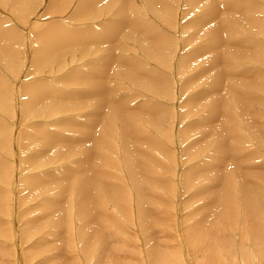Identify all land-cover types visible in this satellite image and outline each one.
<instances>
[{
	"label": "rangeland",
	"instance_id": "374dc122",
	"mask_svg": "<svg viewBox=\"0 0 264 264\" xmlns=\"http://www.w3.org/2000/svg\"><path fill=\"white\" fill-rule=\"evenodd\" d=\"M129 1L131 3H128ZM86 2L85 0H0V34L4 36L5 44L8 43L4 46L0 42V96L5 92L2 95L4 106H0V122L7 128L5 133L0 134V141L10 143L8 152L0 151L2 159H0V174L2 175H0V264H71L70 261L74 256L77 257V260L80 259L81 254L80 256L78 253L73 255L70 252L71 249H77V245L79 247L84 245L82 242L85 239L79 241L80 236L77 233L79 219L73 212L75 203L64 201L62 210L57 209L51 213H47L48 210L43 203L47 197L55 194L54 190L59 189V187L53 186L67 184L79 173L77 164L87 151L95 150V160L101 156L97 154V149L104 153L102 159L100 158L98 161V164L102 163L99 168L102 166L104 168L102 167L100 169L102 171L99 172L98 181H100L92 185L89 192L91 194V191H94L91 196H94L97 191L101 192V197H104L103 204L106 207L103 208L105 215L109 212L112 213L116 226L113 225L109 215L107 218L110 222L106 225H112L117 229H113V231L111 229L112 232L108 233L109 227L104 232V227L97 222H93L92 226L100 229V236L102 233L106 235L108 239L105 240L110 242L112 251L115 250L116 258L121 261L125 260L124 264H200L204 258L203 255L192 254L196 250L192 244L186 243L184 235L188 226L196 221V218L190 220V215L197 204L192 203L190 207L189 203L193 202L192 195L199 187L196 189L186 188L182 184L184 174L190 171L193 165H202L203 167L206 163V169L198 175L211 176L218 172L222 183L218 189H221L224 187L226 177L229 179L231 172L237 170L235 168L237 160L246 159L240 155L244 145L247 148L250 146L247 149V151L253 152L250 157H254L256 154H259V157L252 163L254 168L251 167V164L247 168L241 163L242 166H238L246 172L243 173L238 169V173L233 171L231 176L238 174L237 177H239L240 174H243L247 179L250 173L253 180L259 181L257 174L260 176L264 173V167H262L264 136L260 140L257 136V130L261 132L260 126L264 129V124H261L264 123V0H195L194 7H190L191 0H95L90 5L89 12L87 10V13L79 19L76 14L78 10L82 9V6L85 8L86 4L88 5ZM122 8H124V14L119 13ZM126 16L134 17V24L139 21L141 35L137 33L138 29L135 27L134 29L132 27L118 28L108 42L91 41L93 42L91 43L89 41L85 44H73L60 49L61 51L56 52L52 59L47 60V62L52 61L50 66L45 62L39 66L40 63L37 64V61L36 64H33L34 51L36 47L39 48L38 45H42L35 36L38 33H44L46 28L58 24L70 29L73 33L82 32V35L86 37L89 34L90 36L91 34L103 35L109 25L114 22H129ZM252 20L254 21L252 22ZM223 24L227 25L230 30L227 27L226 31L222 29L221 40L210 46L209 38L213 33L212 30L221 28ZM149 25L152 27V29L150 27V31ZM145 30H148L147 33ZM224 33H227L225 39L223 38ZM155 34H158L159 37L157 38ZM239 39L242 40L239 41ZM247 40L248 42H246ZM157 43L160 44L156 45ZM161 53L163 54L162 58L160 57ZM228 55L231 58L230 64L226 62ZM228 65L230 69H227ZM182 68L184 72H182ZM215 77L221 79L222 86L217 87V91L215 88V91L214 89L209 90L207 85ZM43 84H48L49 86H45L51 91L54 90V98L57 96L60 98L57 97L58 99L56 98L55 101H53V97L45 99V102L42 103L45 106L39 105L40 110L31 113L34 115L27 117L29 115L26 114L25 116L23 99L30 97V94H23L24 87L33 85V87L35 85L40 87L38 85ZM143 85L152 88L153 91L147 90L142 87ZM45 86L44 88H46ZM110 90L112 91L109 97L107 93L103 96L100 95ZM215 104L218 107L215 112L216 116L212 109ZM52 105L54 106L52 107ZM120 105L124 109H120ZM114 109L119 110L116 112L117 116L119 112L120 117H129L128 121H132L138 131L141 130V133L144 131L142 133L145 135L142 136L144 142L139 134L138 139L141 140V143L138 142L137 147L141 148L142 146V150L145 148L146 151H144L147 154L143 153V157L141 156L139 159L145 158L143 161L155 168L152 169L154 173L152 177L148 174V167L144 168L140 164L139 166L135 164L136 159L125 162V151L124 148H121L122 130L118 122L112 119L111 123L110 121L103 123L107 113L109 115L114 112ZM218 112H221V115ZM204 115L209 116L211 124L199 125L197 129L202 128L201 130H205V134L202 133L197 137V140L192 139L191 136L190 139L188 138L189 140H185L183 135L190 128H193L192 135L199 132L195 127L202 121ZM254 115H257V118ZM153 123H157L158 131ZM106 125L109 127L107 130L104 127ZM217 126L221 130L222 126L225 130L227 128L236 129L240 140L235 139L237 144L233 143V138L228 140L229 144L232 143L234 151H228L223 158V166L215 169L211 167L212 165L210 166V163H214L216 160L212 158L213 155H210L209 151L213 145L212 139H215L212 137L215 130L212 127ZM32 132L39 135L37 138L39 142L36 141L37 143L33 144L28 142L27 135ZM253 133L256 134V137H253ZM99 134L105 137L109 145L103 148L100 145H95ZM263 134L264 130L261 132V135ZM244 140L248 143L246 144ZM252 140L253 142L255 140V145ZM55 142L59 144L55 145ZM205 150H208V153ZM194 152L198 154L196 155ZM137 153H139V149ZM204 155H207L209 159H204ZM228 156L230 159L226 163ZM11 157L13 158L11 159ZM103 158L105 159L103 160ZM229 161L232 163L230 162V164ZM200 162L201 164H199ZM137 166L139 169L144 168V173L147 176L144 173L140 174L135 168ZM129 169L137 170L140 177L134 176L135 173L129 174ZM239 171L242 173L239 174ZM124 174H126L125 178ZM141 179L143 180L142 185L139 183ZM114 180L129 192L127 198L130 197L132 202L126 204L129 207H126V214L116 209L113 210L115 205L108 194L113 191L109 184L113 182L115 185ZM83 182H87V178ZM203 182L205 183V179ZM243 182L248 184L246 180ZM135 185L140 190L150 187L149 191L154 193L152 195L154 197H151L152 200L149 199L145 203L147 204L145 205L146 209L148 208L147 210L154 218L152 223L150 222L152 227L149 226L151 231L149 228L146 231L142 230V226L140 227L138 223V209H135L133 205V202L137 200ZM258 185H260L259 182ZM261 185L262 191L258 187H255L256 191H254V193L257 192L258 198H261L258 203L262 210L256 218L260 229L252 236V238L257 237L256 247L260 249H257L259 251L256 252L259 255L264 253V181ZM218 189L216 190L218 191ZM214 191L215 187L210 192L202 193L201 188L197 190L198 198L204 197L203 194L208 197L206 203L203 201L198 203L201 206L197 211L202 214V211L206 210L202 215L207 213L205 224L201 227L207 241L203 253L205 255L214 246L220 263L227 264V261H231L233 264L234 262L239 264V260L246 263L244 256L249 254L246 251L248 250L247 244L238 241L237 229H235L236 232L235 230L233 232L225 230L217 232V234L214 233L216 230H220V227L211 212L213 214L221 197L227 194L228 190H219L216 192L217 194L220 192L224 194L217 197L214 196L217 195ZM71 196L75 197V194H71ZM106 199L109 200V203L106 202ZM156 201L159 205L152 207L150 204L156 203ZM53 203L49 201V204ZM59 204L58 202L57 205ZM65 208L68 209L65 210ZM63 211L68 213V216L65 215L68 226H65V221H63L57 228L55 222H58L59 218L63 216ZM119 217H122L123 221ZM104 218L106 217L104 216ZM81 220L82 218L80 223ZM211 221L213 225L210 226ZM65 228L69 229V233L65 232ZM92 229L85 228L87 235L92 232ZM143 232L150 233L148 234L150 237L154 233L157 236H153L154 238L151 237L149 240V236L147 237ZM26 233L29 234L26 235ZM63 236L69 238L67 248L61 242ZM260 239L262 243H260ZM254 240H251L252 245L255 244H253ZM149 242L152 244L150 245ZM71 243L73 244L71 245ZM151 246H155L154 249ZM58 247L62 249L60 254H53L52 256L55 257L52 258L51 254ZM175 251L176 253H174ZM238 255H240L239 258ZM172 257L174 261L171 260ZM81 259L78 263L86 264L84 258ZM260 260L264 261V255H260Z\"/></svg>",
	"mask_w": 264,
	"mask_h": 264
},
{
	"label": "bare ground",
	"instance_id": "6f19581e",
	"mask_svg": "<svg viewBox=\"0 0 264 264\" xmlns=\"http://www.w3.org/2000/svg\"><path fill=\"white\" fill-rule=\"evenodd\" d=\"M82 1V0H81ZM85 1H87L86 3H88V5L86 4V6H85V8H84V6H82V9H80V10H78V13L76 14L77 16H78V18L80 19L81 17H82V15L83 14H85V13H87V10H88V12H89V7H91L90 5L95 1V0H85ZM156 1H158V0H156ZM162 1V0H161ZM164 2V1H163ZM128 3H131L130 1L128 2ZM126 4V3H125ZM187 4V3H186ZM195 0H191V3H190V7H194L195 6ZM225 5H227L226 3H224ZM233 4V3H232ZM253 4V3H252ZM81 5V4H80ZM95 5V4H94ZM93 5V6H94ZM134 5V4H133ZM132 5V6H133ZM156 5V4H155ZM243 5V4H242ZM131 6V5H130ZM131 6V7H132ZM125 7V6H124ZM166 7H168V6H166ZM227 7H229V6H227ZM247 7V6H246ZM214 8V7H213ZM230 8H233L232 6H230ZM254 8V7H253ZM128 9V8H127ZM235 9V8H234ZM233 9V10H234ZM129 10V9H128ZM131 10V9H130ZM166 10V9H165ZM167 10H168V8H167ZM166 10V11H167ZM242 10V9H241ZM254 10V9H253ZM14 11V10H13ZM126 11V10H125ZM137 11V10H136ZM169 11V10H168ZM81 12H82V14H81ZM120 12H122V14H124V8H122V9H120V11H119V13ZM126 13V12H125ZM249 13V12H248ZM212 14H214V12H212ZM211 16V15H210ZM127 18H128V20H129V22H114V24H111V25H109V28H107L106 30H105V32L103 33V35H92L91 34V36H90V34H89V36L88 37H86V36H84V35H82V32H78V31H76L75 33H73V32H71V30L70 29H66L65 27H63V26H61V25H56V24H54L53 26H50V27H48V28H46V30H45V32L44 33H38V35H36L35 37H36V39H37V41L40 43V41H41V43H42V45H38L39 46V48H37L36 47V49H35V51H34V60H33V64H36V61H37V64H39L40 63V65L39 66H41V64H43L44 62L46 63V65H48V66H50L51 65V63H52V61H48L47 62V60H49V59H52L53 58V56H54V54L56 53V52H60L61 50H62V48H65V47H67V46H72L73 44H82V43H88L89 41L91 42V41H93V42H108V40H111V38H112V36L114 35V33L116 32V30L118 29V28H127V27H132L133 29H134V27L135 28H137L138 30H137V33H139L140 34V29H139V21H138V23H135L134 24V17H132V16H126ZM245 17V16H244ZM252 17V16H251ZM201 18V17H200ZM246 18V17H245ZM247 19V18H246ZM203 20V19H202ZM249 21V20H248ZM254 20H252V22H253ZM225 23V22H224ZM257 23H258V21H257ZM222 24V23H221ZM228 24V23H227ZM85 27V26H84ZM143 27V26H142ZM148 27V26H147ZM146 27V28H147ZM150 25H149V31H150ZM216 27V26H215ZM220 27V26H219ZM223 27V28H222ZM226 27L228 28V26L227 25H225V24H223L222 26H221V28H219V29H213L212 31H213V33H212V35L210 36V40H209V44H211L210 46H212V45H215V44H217L218 42H219V40H221V32H222V29L224 30V31H226ZM145 28V27H144ZM143 28V29H144ZM217 28V27H216ZM234 28V27H233ZM86 29V28H85ZM151 29H152V27H151ZM229 29V28H228ZM136 30V29H135ZM230 30V29H229ZM235 30V29H234ZM10 31V30H9ZM123 31V30H122ZM146 31H148V30H145V33H147ZM212 31H210V32H212ZM219 31H220V33H219ZM7 32V31H6ZM204 32V31H203ZM229 32V31H228ZM14 33V32H13ZM90 33V32H89ZM124 33V32H123ZM142 33H144V32H142ZM149 33V32H148ZM6 34H9V33H6ZM94 34V33H93ZM119 34V33H118ZM138 34V35H139ZM163 34V33H162ZM223 34V33H222ZM227 34V33H226ZM226 34L224 33V36H223V38L225 39V38H227V36H226ZM87 35V34H86ZM141 35V34H140ZM155 35H157L156 37L158 38L159 37V35L158 34H155ZM165 35V34H164ZM204 35H206L205 33H204ZM148 36V35H147ZM3 37L4 36H1V34H0V42H2L3 44H4V46H6L7 44H5L6 42H4L5 40V38L3 39ZM6 37V36H5ZM114 38V37H113ZM142 38V37H141ZM155 38V37H154ZM165 38H168V37H166L165 36ZM230 38V37H229ZM156 39V38H155ZM191 39V38H190ZM246 39H248V38H246ZM158 40H160V39H158ZM157 40V41H158ZM227 40V39H226ZM240 40H242V39H239V41ZM245 40V39H244ZM249 40V39H248ZM248 40L246 41V42H248ZM189 41V40H188ZM93 42H91V43H93ZM160 42V41H159ZM217 42V43H216ZM40 43V44H41ZM163 43V42H162ZM167 43V42H166ZM256 43V42H255ZM1 44V43H0ZM158 44H160V43H157L156 45H158ZM208 44V45H209ZM231 45V44H230ZM236 46V45H235ZM259 46V45H258ZM149 47V46H148ZM6 48V47H5ZM61 49V50H60ZM146 49V48H145ZM4 50H7V49H4ZM158 51V50H157ZM162 51V50H161ZM223 51H225V50H223ZM150 52V51H149ZM0 54H1V52H0ZM151 54V53H150ZM156 54H157V52H156ZM162 55V56H161ZM161 55H160V57L162 58L163 57V54L161 53ZM5 56V55H4ZM231 56V55H230ZM232 57V56H231ZM6 59V58H5ZM165 59V58H164ZM224 59V58H223ZM226 59H228L226 62L227 63H229L230 64V57H229V55L227 56V58ZM225 61V60H224ZM3 62V61H2ZM249 62H250V60H249ZM236 64V63H235ZM45 65V64H44ZM35 66H37V67H39L38 65H35ZM36 67V68H37ZM231 68H234V67H231ZM227 69H230V66L228 65V68ZM227 69H226V71H227ZM153 71V70H152ZM228 71H230V70H228ZM182 72H184V69L182 68ZM221 72V71H220ZM6 74V73H5ZM73 74V73H72ZM102 74V73H101ZM114 74V73H113ZM85 75V74H84ZM116 75V74H115ZM114 75V76H115ZM156 75V74H155ZM190 75V74H189ZM73 76V75H72ZM79 76V75H78ZM150 76V75H149ZM157 76V75H156ZM223 76V75H222ZM221 76V77H222ZM229 76V75H228ZM232 76V75H231ZM255 76V75H254ZM109 77V76H108ZM153 77V76H152ZM155 77V76H154ZM80 78V77H79ZM110 78V77H109ZM108 78V79H109ZM132 78V77H131ZM115 80V79H114ZM232 80V79H231ZM111 81V80H110ZM109 82V81H108ZM209 85H207V87H208V89L209 90H213L214 88L216 89L217 87H219L220 85H221V79L220 78H217V77H215V78H212L210 81H209ZM223 83V82H222ZM42 84V83H41ZM226 84H228L227 82H226ZM230 84V83H229ZM44 85V84H43ZM43 85H38V86H40V87H37L36 85H35V87H30V86H26V87H24V95H26V94H30V97H29V99H28V97L26 98L25 97V100L23 99V110H24V115L26 116V114L27 115H29V116H27V117H30V116H32V115H34V114H31V113H34V112H36V111H38V110H40V108L38 107L39 105H41V106H45V105H42V103H43V101L45 102V99H51L53 96H54V93H53V91H51L50 90V88L48 89V87H46L45 85H48V84H45L44 86L46 87V88H44V86ZM5 86H7V85H5ZM24 86V85H23ZM49 86V85H48ZM105 86V85H104ZM103 86V87H104ZM222 86V85H221ZM225 86V85H224ZM20 87H21V85H20ZM102 87V88H103ZM142 87H144V88H146L147 90H150V91H153L152 90V88H148L147 86H145V85H143ZM21 89V88H20ZM52 89V88H51ZM215 89H214V91H215ZM222 89V88H221ZM230 89V88H229ZM220 90V89H219ZM233 90V89H232ZM111 91L112 90H110L109 92L108 91H106V92H104V93H102V94H100L101 96H103V95H105V93H107V96L109 97L110 96V93H111ZM216 91H217V89H216ZM204 92H206L205 90H204ZM108 93H109V95H108ZM210 93V92H209ZM214 93V92H213ZM5 94V92L2 94V95H4ZM57 94V93H56ZM55 94V95H56ZM59 94V93H58ZM73 94V93H72ZM205 94V93H204ZM244 94V93H243ZM2 95L0 96V106L2 107V106H4V102L2 101ZM71 95V94H70ZM74 95V94H73ZM225 95V94H224ZM227 95V94H226ZM234 95V94H233ZM236 95V94H235ZM240 95H242V94H240ZM199 96H201V95H199ZM198 96V97H199ZM229 96V95H228ZM232 96V95H231ZM245 96V95H244ZM57 97H59V96H57ZM57 97H53V101H55V99L57 98ZM72 97V96H71ZM197 97V96H196ZM60 98V97H59ZM200 98V97H199ZM233 98V97H232ZM235 98V97H234ZM239 98H240V96H239ZM58 99V98H57ZM224 99V98H223ZM3 100H5V99H3ZM195 100V99H194ZM227 100V99H226ZM196 101H198V100H196ZM235 101H236V99H235ZM252 101V100H251ZM111 102V101H110ZM125 102V101H124ZM190 102V101H189ZM201 102V101H200ZM214 102H215V100H214ZM245 102V101H244ZM123 103V102H122ZM126 103V102H125ZM216 103V102H215ZM225 103V102H224ZM228 103V102H227ZM230 103V102H229ZM52 104V103H51ZM50 104V105H51ZM120 104V103H119ZM209 104V103H208ZM220 104V103H219ZM236 104H238V103H236ZM242 104V103H241ZM231 105V104H230ZM244 105V104H243ZM242 105V106H243ZM54 105H52V107H53ZM118 106V105H117ZM121 107H120V109L122 108V109H124L123 107H122V105H120ZM124 106H125V104H124ZM141 106V105H140ZM232 106V105H231ZM230 106V107H231ZM240 106V105H239ZM116 107V106H115ZM224 107V106H223ZM228 107H229V105H228ZM236 107V106H235ZM244 107H245V105H244ZM207 108V107H206ZM216 108H218L217 107V105L215 104V105H213L212 106V109L214 110V114H215V116H216ZM233 108H234V105H233ZM41 109H43L42 107H41ZM55 109H57V108H55ZM52 110V109H51ZM242 110V109H241ZM114 112H112V113H110L109 115H108V113H107V115H106V117L104 118V120H103V123L104 122H107V123H109V121H110V123H111V120L113 119V120H116L117 122H118V125H120V127H121V130H122V132H121V148H124V151H125V162L127 161V162H131V161H133V160H135V164L136 165H138L139 166V164L142 166V167H144V168H147L148 167V174H149V176L150 177H152L153 176V170L152 169H155V168H152V167H150L149 165H147L144 161H143V159H145V158H143V159H139V158H141V156L143 157V153L144 154H147L145 151V148H144V150H142L143 148H142V146H141V148H140V146L139 147H137L138 146V142H140L141 143V140L143 141V137L142 136H145L144 134H142L141 133V130H139L138 131V128L133 124V122L132 121H128V119H130L129 117H120L119 115H120V113L118 112L117 114H118V116L116 115V112L117 111H119V110H113ZM121 111V110H120ZM126 111V110H125ZM156 111H158V110H156ZM185 111V110H184ZM243 111H244V109H243ZM246 111V110H245ZM248 111V110H247ZM193 112V111H192ZM207 112V111H206ZM209 112H211V111H209ZM224 112V111H223ZM228 112H230V111H228ZM49 113H51L50 111H49ZM124 113H126V112H124ZM186 113V112H185ZM219 113V112H218ZM221 113V112H220ZM219 113V115H221ZM38 114V113H37ZM111 114H112V117H111ZM171 114V113H170ZM224 114V113H223ZM169 115V114H168ZM189 115V114H188ZM209 115V114H208ZM127 116H129V115H127ZM214 116V117H215ZM232 116V115H231ZM255 116V115H254ZM253 116V117H254ZM212 117V116H211ZM247 117V116H246ZM256 118H257V115L255 116ZM259 117V116H258ZM127 118V119H126ZM227 118V117H226ZM230 118V117H229ZM255 118V119H256ZM261 118V117H260ZM131 119H132V117H131ZM228 119V118H227ZM254 119V120H255ZM212 120H213V118H212ZM219 120V119H218ZM236 120V119H235ZM234 120V121H235ZM259 120V119H258ZM260 120H262V119H260ZM128 121V122H127ZM197 121V120H196ZM211 119L209 118V116L207 117V115L205 116H203L202 117V121H200L199 123H197L196 124V127H195V129L196 130H198L199 132H195L194 133V135H192L191 133L193 132V131H191L192 129L190 128V130L186 133V134H184L183 135V137L185 138V140L186 139H190V136L192 137V139H196L197 140V137L198 136H201V134L202 133H204L205 134V130H201V129H197V127L199 126V125H202V124H206V125H208V124H211ZM228 121V120H227ZM233 121V122H234ZM116 122V123H117ZM149 122V121H148ZM237 122V121H236ZM255 122H256V120H255ZM102 123V124H103ZM222 123V122H221ZM253 123H254V121H253ZM156 124L157 123H153V125L156 127ZM262 125L264 124V123H261ZM192 126V125H191ZM203 126H205V125H203ZM245 126H247V127H249L248 125H245ZM260 126V125H259ZM105 128H106V130L107 129H109V127L106 125V126H104ZM189 127H190V125H189ZM223 128H224V126H222ZM225 127H227V126H225ZM243 127V126H242ZM103 128V127H102ZM208 128V127H207ZM212 128H214V129H212V130H214L212 133H213V135L214 136H212L213 138H215V139H212L213 140V145L211 146V149H210V151H209V153H210V155H213V157L212 158H214L216 161L213 163V162H211V161H209V162H211L210 163V166L211 167H213V168H215V169H217V167H220L221 165L223 166V158H224V156H225V154L226 153H228V151H234V147H233V145H231V144H229L230 142H228V140L229 139H231V138H233L232 140H233V143H236L237 144V142H236V140L238 139V140H240L239 139V137H238V131H237V133H236V129H230V128H227V130H225V128L223 129L222 128V130H221V128L219 127V126H217V127H212ZM233 128V127H232ZM235 128V127H234ZM240 128V127H239ZM251 128V127H250ZM32 129H34V128H32ZM39 129V128H38ZM140 129V128H139ZM252 129V128H251ZM251 129H250V131H251ZM255 129V128H254ZM260 130H261V132L264 130L261 126H260V128H259ZM263 129V130H262ZM7 130V128L0 122V134L1 133H5V131ZM156 130L158 131L159 129H158V127H156ZM161 130V129H160ZM179 130V129H178ZM256 130H257V128H256ZM155 131V130H154ZM172 131V130H171ZM249 131V130H248ZM207 132V131H206ZM208 132H209V129H208ZM210 132H211V130H210ZM261 132H259L258 130H257V136H258V139L260 140V139H262L263 138V136H264V134L263 135H261ZM29 133V132H28ZM150 133V132H149ZM140 134V138H142L141 140H139L138 139V135ZM163 134H165V133H163ZM203 134V135H204ZM209 134V133H208ZM207 134V135H208ZM202 135V136H203ZM206 135V136H207ZM240 135V134H239ZM253 135V137H256V134H252ZM4 136V135H3ZM38 134H33V132H32V134H28L27 135V139H28V142L31 144H33L34 142H39L38 141ZM152 136V135H151ZM205 136V137H206ZM179 137V136H178ZM243 137V136H242ZM60 138V137H59ZM156 138V137H155ZM201 138H203V137H201ZM240 138H241V136H240ZM244 138V137H243ZM4 139V138H3ZM37 139V140H36ZM188 139V140H189ZM236 139V140H235ZM248 139V138H247ZM5 140V139H4ZM43 140H45V139H43ZM176 140V139H175ZM195 140V141H196ZM206 140V139H205ZM249 140V139H248ZM258 140V141H259ZM264 140V139H263ZM27 141V140H26ZM41 141H42V138H41ZM149 141V140H148ZM147 141V142H148ZM245 141V140H244ZM257 141V140H256ZM36 142V143H37ZM58 142V141H57ZM57 142H55V145H57V144H59V143H57ZM144 142V141H143ZM142 142V143H143ZM146 142V143H147ZM197 142V141H196ZM195 142V143H196ZM242 142H243V140H242ZM252 142H253V140H252ZM254 142H255V140H254ZM253 142V144L255 145V143ZM262 142V141H261ZM35 143V144H36ZM96 144V146H101V148H103L104 146H107V145H109V143L107 142V140L105 139V137H103V135L102 134H99V136H98V139L96 140V142H95ZM139 143V145H141ZM149 143V142H148ZM194 143V144H195ZM211 143V142H210ZM245 143L247 144L248 143V141H245ZM10 144V143H9ZM9 144L8 143H6V142H4V143H2L1 141H0V151H5V152H8V147H9ZM67 144V143H66ZM151 144H153L152 142H151ZM209 144V143H208ZM241 144H243V143H241ZM143 145V147H144V143L142 144ZM263 145V144H262ZM261 145V146H262ZM152 147V146H151ZM162 147V146H161ZM246 146L244 145V147L243 148H241V152H240V155L241 156H244L246 159H240V160H237V163H235V165H236V171H234L235 173L238 171V169H240L243 173L244 172H246V170H244V169H242L241 167H239L238 165H240V166H247V168H248V166H250V164H251V167H253L254 166V164H252V163H254L255 161H256V159L259 157L258 155L259 154H254L255 156L253 157H250L252 154H253V152L251 151V152H249V151H247V149H249L250 148V146H249V148H245ZM256 147H257V145H256ZM263 147V146H262ZM251 148H252V146H251ZM10 149H11V152H12V148H11V146H10ZM15 149V148H14ZM138 149H139V153H137L138 152ZM190 149H192V148H190ZM213 149V150H212ZM235 149H236V147H235ZM16 150V149H15ZM121 150V149H120ZM162 150V149H161ZM97 151V154L98 155H101V156H98L97 158H96V160H95V157H96V154H95V150L93 151V150H90V151H87L86 153H85V155L83 156V158L80 160V162L77 164V166L79 167V173L77 174V175H75L74 177H73V179L70 181V182H68L67 184H63V185H60V186H58L57 184L55 185V186H53V187H59V189L58 190H54V192H55V194L54 195H51V196H49V197H47V199H46V201H44V203H43V205L45 206L46 205V209L48 210V212L47 213H51V212H55V210H62V208H63V204H62V202H64V201H73L74 203H75V205H74V208H73V212H74V215H75V217H77L79 220L77 221V222H79V227H78V231H77V233H78V235L80 236V238H79V241H82L81 239H84V241L82 242L84 245H80L81 247H79V245H77V249H71L70 250V252L74 255V254H79V256H80V254H81V257H80V259L83 257L84 258V260H85V262L84 263H86V264H91L92 262H93V264H124L123 262H125V260L123 261H121V259H118V258H116V253H115V250L114 251H112V247L110 246V242H108V241H106L105 239H108L107 237H106V235H103V233H102V236H100V229L98 228V227H94V226H92L93 225V222H97L100 226H102V227H104V232H106V229H108V227H109V230H108V233L111 231V229H112V231H113V229H117V228H115L114 226H116L115 225V219H113L112 217V213H108L107 215H105V210H103V208H106V207H104V204H103V199H104V197L102 198L101 197V192H96L95 194H94V196H91V194H92V192H94L93 190L91 191V194H90V192H89V190H90V188L92 187V185H94L95 183H97V181H98V179H99V172H101L100 171V169L103 167H101V168H99V166L102 164V163H100V164H98V161H99V159L101 158V157H103L104 156V153L100 150V149H97L96 150ZM165 151V150H164ZM198 151H200V150H198ZM197 151V152H198ZM254 151H256V150H254ZM11 152H10V154H11ZM59 152V151H58ZM141 152V153H140ZM193 152V151H192ZM205 152L206 153H208V150H205ZM166 153V152H165ZM195 153V152H194ZM194 153H192V154H194ZM230 153V152H229ZM196 154V153H195ZM198 154V153H197ZM196 154V155H197ZM12 155V154H11ZM103 155V156H102ZM123 155V154H122ZM236 155V154H235ZM199 156V155H198ZM201 156V155H200ZM230 156H231V154H230ZM230 156H228V158L226 159V163H228L227 162V160L228 159H230L229 157ZM204 157V159H206V160H208L209 159V157L207 158V155H204L203 156ZM13 157H11V159H12ZM105 158H106V156H105ZM105 158H103V160L105 159ZM108 158V157H107ZM149 158V157H148ZM147 158V159H148ZM1 159V158H0ZM102 159V158H101ZM201 159V158H200ZM2 160V159H1ZM0 160V161H1ZM10 160V159H9ZM149 160V159H148ZM96 161V162H95ZM113 161V160H112ZM123 161H124V157H123ZM234 161H235V159H234ZM233 161V162H234ZM4 162V161H3ZM146 162H147V160H146ZM153 162V161H152ZM152 162H150V163H152ZM231 161H229V163H230ZM110 163H111V161H110ZM154 163V162H153ZM232 163V162H231ZM230 163V164H231ZM241 163H242V165H241ZM3 164V163H2ZM2 164H1V166H2ZM5 164V163H4ZM3 164V165H4ZM199 164H201V162L199 163ZM203 164V163H202ZM205 165H203V167H202V165L201 166H198V165H193V167L191 168V170L190 171H187L184 175V177H182L183 179H182V184H184L185 185V187L186 188H192V189H196V187H199V188H201L202 190H203V192L202 193H204V192H206V191H211V189H213L214 187H215V191H214V193H216V192H218L219 190H221V189H225V190H228V192H227V194H225L224 196H222L221 197V200H220V202L218 203V205L216 206V208L214 209V212H213V214H212V212H211V215H214V217L217 219L216 221H217V224H218V226L220 227V230H214L215 232V234H217V232H221V231H225V230H227V231H229V232H233L235 229H237V232H236V230H235V232L237 233V235H236V237H238L239 239H238V241L239 242H242V243H246L247 244V249L248 250H246L247 252H249V254H247L248 256H244V258H245V260H246V263H244L243 261H240L239 260V264H242V263H244V264H264V261H261L260 260V255H264V253L262 254V253H260V255H259V253L258 252H256V251H259V250H257V249H260V248H258V247H256V244H257V240H256V238L257 237H254V238H252V236H254V232H256L257 230H259L260 228H259V225H258V222L256 221V218L261 214V210H262V208L259 206V201H260V199L261 198H258V196L256 195L257 194V192L256 193H254V191H256L255 189L258 187L259 189H260V191H262V183H263V181H264V179H263V177H264V173H262L261 175L263 176H259L257 173V178H259V181H255V180H253L252 178H251V176H250V173L248 174L249 176H248V178L246 179L245 177L246 176H244L243 174L241 175L240 174V172L241 171H239V174L241 175H239V177H237L238 176V174H236L235 176H231V174H232V172H231V174L230 173H228V174H230L229 175V179L225 176V172H224V170H223V173H224V176L226 177V180H225V184H224V187L223 188H221V189H218L219 187H220V185L222 184L221 183V178L219 177L220 175H219V173L217 172V174L215 175V174H212L211 176L210 175H202V176H200V175H198V174H201V173H203V171H204V169H206L205 167L207 166L206 165V163H204ZM10 165V164H9ZM8 165V166H9ZM152 165V164H151ZM228 165V164H227ZM114 166V165H113ZM138 166L137 167H135V168H137V170L139 171V173L140 174H143L144 173V168H142V169H139L138 168ZM209 166V165H208ZM233 166V165H232ZM3 167V166H2ZM5 167V166H4ZM35 167V166H34ZM199 167H201V168H199ZM262 167H264V162H263V164H262ZM261 167V168H262ZM104 168V167H103ZM119 168V167H118ZM254 168V167H253ZM112 169H113V167H112ZM208 169H209V167H208ZM211 169V168H210ZM246 169V168H245ZM3 170V169H2ZM1 170V171H2ZM105 170V169H104ZM115 171H116V169H114ZM119 170V169H118ZM137 170H134V171H131L130 169H129V174H133V173H135V175L134 176H138V177H140V174H138L137 173ZM165 170V169H164ZM186 170V169H185ZM248 170V169H247ZM249 170H250V168H249ZM15 171V170H14ZM146 171V170H145ZM256 171H257V169H256ZM114 172V171H113ZM215 172V171H214ZM241 172V173H242ZM3 173V172H2ZM5 173V172H4ZM106 173V172H105ZM234 173V174H235ZM238 173V172H237ZM1 175V174H0ZM7 175V174H6ZM102 175H104V174H102ZM110 175V174H109ZM125 176H124V178L126 177V174H124ZM144 175H145V173H144ZM246 175V174H245ZM2 176V175H1ZM106 176L108 177V175L106 174ZM112 176V175H111ZM114 176V175H113ZM116 176H118V175H116ZM145 176H147V175H145ZM145 176H143V177H145ZM148 176V177H149ZM157 176V175H156ZM205 176V177H204ZM256 176V175H255ZM4 177H5V175H4ZM219 177V178H218ZM230 177H231V179H230ZM237 177V178H236ZM243 177V178H242ZM87 178V182H83L85 179ZM178 178V177H177ZM256 178V177H255ZM256 178V179H257ZM127 179V178H126ZM140 179V178H139ZM205 179V183L203 182V180ZM14 180V179H13ZM102 180V179H101ZM129 180V179H128ZM130 180L132 181V179L130 178ZM129 180V181H130ZM229 180V181H228ZM234 180H236V181H234ZM244 180H246V181H248V184L247 183H245L244 184ZM260 180H262V183H260ZM100 181V180H99ZM98 181V182H99ZM113 181V180H112ZM130 181V182H131ZM105 182V181H104ZM114 182H115V180H114ZM252 182V183H251ZM258 182H259V184L260 185H258ZM29 183V182H28ZM103 183V182H102ZM141 185H142V183H143V180L141 179L140 180V182H139ZM149 183H150V181H149ZM25 184H27V183H25ZM105 184V183H104ZM107 184V183H106ZM193 184V185H192ZM211 184V185H210ZM217 184V185H216ZM96 185H98V184H96ZM103 185V184H102ZM108 185V184H107ZM214 185H216V186H214ZM28 186V185H27ZM29 186H30V184H29ZM109 186H111V189L113 190V191H110L111 192V194H108L109 195V198L111 199V201H112V203H113V205H115L114 206V208H113V210H119V212L121 211V212H124L125 214L127 213V209H126V207H128V206H126V204H130L132 201L130 200L131 198L129 197V198H127L128 196H129V192L126 190V188H123V186L121 187L120 185H118V183L117 182H115V185L113 184V182H111L110 184H109ZM146 186V185H145ZM22 187V186H21ZM31 187V186H30ZM52 187V188H53ZM129 187H131V186H129ZM135 187V190H136V198H137V200H135L134 202H133V205H134V208L135 209H138V213H139V225H140V227L142 226V230H144V231H146L148 228H149V226L150 227H152V225H151V223H152V221L154 220V218L152 217V215L150 214V212L146 209V207H145V205H147V204H145L146 203V201H148L149 199H150V201L152 200L151 199V197H152V195H154V193L152 194V192L151 191H149V189H150V187H148L149 189H139V187L137 186V185H135L134 186ZM222 187V186H221ZM256 187V188H255ZM264 187V186H263ZM198 188V189H199ZM26 189H27V187H26ZM30 189H32V187L30 188ZM110 189V190H111ZM128 189V188H127ZM132 189V188H131ZM197 189V190H198ZM216 189H218V191L216 190ZM50 190H52L51 188H50ZM151 190V189H150ZM197 190L195 191V193L192 195V198H193V202H190L189 203V206L191 207L192 206V203L193 204H197V205H195V207H194V209L191 211V217H190V220H192L193 218H196V221H195V223H192V224H190L189 226H188V228H187V230H186V232L184 233V235H185V240H187L186 241V243L188 242V243H190V244H192V246H194V248H195V252H193L192 254H195V253H198L199 255L201 254V255H203V260L201 261V263L200 264H217V262H219L220 263V258H219V256H218V254H216L217 253V251H216V248L214 247V246H212L210 249H209V251H208V253H206L205 255H204V246H206V244H207V241H206V235H205V233H203V231L201 230V227L203 226V224H205V218H206V216L205 215H207V213L206 214H204V215H202L205 211H202V214H200V213H197V211H199L200 209H199V206H201V205H199L198 203H201V201H203V202H207V198L208 197H206L205 196V194H203V196L204 197H202V198H198V192H197ZM41 191V190H40ZM130 191V190H129ZM168 191V190H167ZM34 192H37L36 190H34ZM103 192V191H102ZM169 192V191H168ZM75 194V197H72L71 196V194ZM259 193V192H258ZM261 193H263V192H261ZM5 194V193H4ZM3 194V195H4ZM103 194V193H102ZM217 194V193H216ZM220 194H224V193H218L217 195H214V196H219ZM259 195V194H258ZM6 197V196H5ZM4 197V199H6ZM105 197H106V194H105ZM154 197V196H153ZM152 197V198H153ZM11 198V197H10ZM127 198V199H126ZM157 198H159V197H157ZM237 198V199H236ZM263 198V197H262ZM9 199V198H8ZM159 199H161V198H159ZM218 199V198H217ZM217 199H216V201H217ZM2 200V199H1ZM107 200V199H106ZM239 200V201H238ZM49 201H52V203L53 204H55V205H53V204H49ZM149 201V202H150ZM58 202L60 203L59 205H57L58 204ZM106 202H108L109 203V200H107ZM71 203V202H70ZM205 203H202V204H205ZM261 203V202H260ZM3 204V203H2ZM72 204V203H71ZM168 204V203H167ZM191 204V205H190ZM4 205V204H3ZM64 205H65V203H64ZM152 207L153 206H156V205H159V203H158V201H156V203H152V204H150ZM211 205V204H210ZM60 206V207H59ZM69 206V205H68ZM71 206V205H70ZM106 206V205H105ZM136 206V207H135ZM150 206V207H151ZM197 206V207H196ZM207 206V205H206ZM213 206V205H212ZM62 207V208H61ZM6 208V207H5ZM69 208V207H68ZM68 208H65V210L66 209H68ZM129 208V207H128ZM169 208V207H168ZM51 209V211H49ZM134 209V210H135ZM199 209V210H198ZM2 210V209H1ZM131 210V209H130ZM157 210V209H156ZM132 211V210H131ZM152 211V210H151ZM155 211V210H154ZM119 212H115V213H119ZM129 212V211H128ZM7 213V212H6ZM46 213V214H47ZM63 216H61V218H59V220H58V222H55V227H60V224H61V222L63 223V221H65V215L66 216H68V213H66L65 211H63ZM137 212H136V214H138ZM154 213V212H153ZM134 214V213H133ZM7 215V214H6ZM109 215V218H111V220L113 221V225L114 226H109V225H106V224H108L110 221H109V218H107V216ZM119 215V214H118ZM198 216V217H194V216ZM200 215V216H199ZM104 216L107 218H104ZM120 216V215H119ZM127 216H129V215H127ZM138 216H136V217H138ZM74 217V216H73ZM82 218V222L80 223V219ZM84 218V219H83ZM120 219H121V221H123L122 220V217H119ZM128 219V218H127ZM135 219V218H134ZM134 219H133V221H134ZM158 219V218H157ZM132 220V219H131ZM160 220V219H159ZM219 220H220V222H219ZM263 220V219H262ZM207 221V220H206ZM264 221V220H263ZM70 222V221H69ZM125 222V221H124ZM151 222V223H150ZM71 223V222H70ZM157 223V222H156ZM72 224V223H71ZM75 225V224H74ZM156 225V224H155ZM158 226H159V223L157 224ZM211 225H213V223H212V221H211V224H210V226ZM262 225V224H261ZM65 226H68V223L65 221ZM129 226V225H128ZM162 226V225H161ZM218 226H217V228H218ZM30 227H31V225H30ZM30 227H28V228H30ZM76 227V226H75ZM74 227V228H75ZM54 228V227H53ZM85 228H93L92 229V234L90 233L89 235H87V229L85 230ZM84 229V230H83ZM150 229V228H149ZM162 229V228H161ZM168 229V228H167ZM175 229V228H174ZM65 232H67V233H69V229L68 228H65ZM76 230V229H75ZM140 230V229H139ZM30 231H31V229H30ZM111 231V232H112ZM116 231V230H115ZM149 231V230H148ZM147 231V232H148ZM150 231H151V229H150ZM154 231V230H153ZM159 231V230H158ZM261 231V230H260ZM49 232V231H48ZM74 232V234H75V231H73ZM90 232V231H89ZM103 232V231H102ZM140 232V231H139ZM155 232V231H154ZM153 232V233H154ZM30 233V232H29ZM28 233V234H29ZM144 233V232H143ZM142 233V234H143ZM152 233V234H153ZM27 233H26V235H28ZM113 234H114V232H113ZM148 234H150V233H148ZM147 233H144V235H146L147 237L149 236V240H150V238L151 237H153V236H157L156 235V233H154L153 234V236H151L150 237V235H148ZM151 234V235H152ZM171 234V233H170ZM70 235V234H69ZM110 235H112V234H110ZM213 235V234H212ZM49 236V235H48ZM56 236V235H55ZM70 237V236H69ZM109 237V236H108ZM170 237V236H169ZM175 237V236H174ZM90 238H91V240H90ZM154 238V237H153ZM63 239V240H62ZM68 237L67 236H63V237H61V242H62V244L66 247L67 246V244H68ZM254 240L253 241V244L255 245H252V241L251 240ZM42 240V239H41ZM78 240V239H77ZM148 240V239H147ZM43 241V240H42ZM45 241V240H44ZM70 241V240H69ZM156 241V240H155ZM175 241V240H174ZM73 242V241H72ZM152 242H154V241H152ZM152 242H149L150 243V245L152 244ZM158 242V241H157ZM199 242H201L200 243V245H199ZM59 243V242H58ZM70 243V242H69ZM75 243V242H74ZM259 243V242H258ZM260 243H262V241H261V239H260ZM73 243H71V245H72ZM241 244V243H240ZM264 244V243H263ZM46 245V244H45ZM49 245V244H48ZM70 245V246H71ZM138 245V244H137ZM145 245V244H144ZM147 245V244H146ZM161 245V244H160ZM178 245V244H177ZM211 245V244H210ZM209 245V246H210ZM42 246V245H41ZM254 246V247H253ZM43 247V246H42ZM51 247V246H50ZM154 247L155 246H151V248H153L154 249ZM164 247V246H163ZM67 248V247H66ZM70 248H72V246L70 247ZM125 248V247H124ZM147 248V247H146ZM150 248V249H151ZM50 249V248H49ZM64 249V248H63ZM122 249V248H121ZM127 249V248H126ZM159 249V248H158ZM165 249V248H164ZM178 249H179V247H178ZM32 250H34V249H32ZM61 248L60 247H58V249L56 250V251H54V253H50L51 254V256L53 255V254H60V252H61ZM69 250V249H68ZM118 250V249H117ZM117 250H116V252H117ZM146 250V249H145ZM180 250V249H179ZM1 251V250H0ZM34 251H37V250H34ZM65 251V250H64ZM151 251L153 252V250L151 249ZM150 251V252H151ZM160 251H162V250H160ZM165 251H166V249H165ZM170 251V250H169ZM168 251V252H169ZM198 251V252H197ZM261 251V250H260ZM45 252V251H44ZM69 252V251H68ZM73 252H75V253H73ZM139 252V251H138ZM178 252V251H177ZM220 252V251H219ZM218 252V253H219ZM38 253V252H37ZM65 253V252H64ZM88 253V254H87ZM155 253V252H154ZM172 253H173V251H172ZM174 253H176V251L174 252ZM203 253V254H202ZM211 253H213L212 255H210ZM34 254V253H33ZM50 254H48V257H50L49 255ZM66 254V253H65ZM87 254V255H86ZM151 254V253H150ZM164 254V253H163ZM165 254H167V253H165ZM190 254V253H189ZM31 255V254H30ZM35 255V254H34ZM148 255V254H147ZM153 255V254H152ZM169 256V255H168ZM194 256V255H193ZM229 256V255H228ZM230 256H232V255H230ZM239 256L240 255H238V258H239ZM55 257V256H54ZM53 256H52V258H54ZM170 257H171V255H170ZM180 257V256H179ZM262 257V256H261ZM139 258V257H138ZM153 258V257H152ZM177 258H178V256H177ZM196 258V257H195ZM30 259H32V258H30ZM51 259V258H50ZM79 259V260H80ZM176 259V258H175ZM199 259V258H198ZM54 260V259H53ZM52 260V261H53ZM79 260H77V257L75 258V256H74V258L70 261V263L71 264H79L78 262H79ZM81 260H83V259H81ZM171 260H173V257H172V259ZM170 260V261H171ZM178 260V259H177ZM51 261V260H50ZM127 261V260H126ZM148 261V260H147ZM174 261V260H173ZM223 261V260H222ZM234 261V260H233ZM140 262V261H139ZM200 262V261H199ZM228 263L227 264H233L231 261H227ZM240 262H242V263H240ZM8 263V262H7ZM47 263V262H46ZM143 263V262H142ZM218 263V264H219ZM226 263V262H225ZM238 263V262H237ZM236 263V264H237ZM44 264V263H43ZM51 264V263H50ZM146 264V263H145ZM220 264H222V263H220ZM234 264H235V262H234Z\"/></svg>",
	"mask_w": 264,
	"mask_h": 264
}]
</instances>
